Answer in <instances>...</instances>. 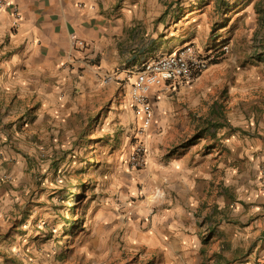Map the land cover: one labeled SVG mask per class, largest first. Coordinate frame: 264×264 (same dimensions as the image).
Returning <instances> with one entry per match:
<instances>
[{
    "label": "rangeland",
    "instance_id": "rangeland-1",
    "mask_svg": "<svg viewBox=\"0 0 264 264\" xmlns=\"http://www.w3.org/2000/svg\"><path fill=\"white\" fill-rule=\"evenodd\" d=\"M190 5L193 16L201 15L203 27L208 25L199 36L208 38L211 66L192 89L191 83L163 91L165 99L155 102L143 172L127 166L137 142L128 83L78 88L60 113L35 107L19 118L11 114L19 103L0 98V161H6L0 162V264L252 263L241 259L249 258L258 242L254 216L248 215L250 193L260 187L254 184L252 163L264 150V0H187L179 5L178 17ZM180 43L172 40L166 50ZM218 120L226 127L216 139L197 138ZM191 142L188 150L181 148ZM191 149L197 156L213 155V161L215 151L224 153L226 210L213 211L222 193L220 184L210 183L207 196L198 192L194 213L203 223L212 214L213 226L202 230L201 255H164L148 249L144 237L154 218L162 219L161 234L181 229L169 228L175 223L165 215L176 200L180 206L189 201L184 186L175 189L179 177L173 173L174 160ZM221 220L235 225L223 237L216 229ZM255 257L256 264L263 260L262 254Z\"/></svg>",
    "mask_w": 264,
    "mask_h": 264
},
{
    "label": "crops",
    "instance_id": "crops-1",
    "mask_svg": "<svg viewBox=\"0 0 264 264\" xmlns=\"http://www.w3.org/2000/svg\"><path fill=\"white\" fill-rule=\"evenodd\" d=\"M186 1L15 0L24 18L18 29H12L8 9L0 10V98L5 97L7 101L19 103V106L15 107L16 110L11 112L18 118L26 114L28 109L35 107L43 113L49 111L60 113L66 108L74 90L96 87V83H102V74H113L123 69H139L153 57L174 53L189 45L204 55L207 50H209L207 54L212 53L208 38L199 36L201 29L207 30L208 25L203 27L201 15L193 16L194 6L190 5L189 11L178 17L181 13L180 6ZM71 35L85 40L87 44L85 51L73 48L70 42ZM172 40H179L181 43L166 50V44ZM202 75L190 83L191 86L179 83L176 86L170 85L167 89H153L150 95L153 108L156 101L162 102L165 99L161 94L163 91L169 89L176 91L187 85L192 89ZM125 83L130 85L131 81L126 80ZM124 84L120 83L118 86ZM129 102L133 111L130 99ZM133 116L135 123L138 124L134 111ZM218 146L217 144L216 148ZM254 146L256 149H263V145ZM253 150L252 154L256 152ZM215 152L217 156L215 161L210 154L194 155L193 149L182 159L174 160L173 176L179 177L175 189L181 190L184 186L189 201L187 205L180 206L176 200L174 208L167 211L165 218L170 223V219L175 223V225L168 223L169 228L181 229L176 233L165 231L161 234L158 228L159 220L162 219H152L151 225L149 224V235L144 237L148 249L160 252L162 250L164 255L165 252L171 254L174 251L180 256H190V253L201 255L202 243L205 240L201 235L202 230L205 226L212 227L213 224L209 223L212 214L206 215L204 223L195 217L194 213L199 208L198 192L201 196H207L210 183L217 187L220 184L222 194L212 207L218 215L224 214L226 210L224 191L229 185L224 183L223 178L225 155L221 151ZM5 157L3 160H6ZM258 157L252 163V173L256 177L255 186L261 188L258 187V190H252L250 193L252 211L250 210L248 215L254 216L251 225L258 230L254 237L258 242L252 253H249V258L241 259L246 262L252 259V263L248 264H256V253L258 256L262 254L263 260H259V264H264V237L260 236L264 234V150ZM3 176V169L0 167V180H3ZM197 180H201L199 187L196 184ZM183 182L185 185H182ZM229 189H226V192H229ZM7 202L5 207L9 210L12 206L10 201ZM201 203L204 206L205 203ZM190 204L193 207L189 209ZM209 205H206L205 210H208ZM232 223L235 222L232 220ZM216 225L217 233L222 237L226 233V228L235 227L224 220L216 222ZM230 239L231 237L228 241ZM238 261L240 259L235 260V263Z\"/></svg>",
    "mask_w": 264,
    "mask_h": 264
},
{
    "label": "built area",
    "instance_id": "built-area-1",
    "mask_svg": "<svg viewBox=\"0 0 264 264\" xmlns=\"http://www.w3.org/2000/svg\"><path fill=\"white\" fill-rule=\"evenodd\" d=\"M8 9L12 29H18L23 21V14L15 0H0V10ZM71 45L81 52L85 51V40L76 35L70 37ZM228 51V48H224ZM212 58L200 53L189 45L177 52L153 57L139 69H123L115 73L102 74V84L131 81L130 101L136 118L137 128L134 138L137 141L127 158V166L132 172H141L147 168L149 148L147 133L154 121V108L150 102L153 89H167L179 83L190 84L209 70Z\"/></svg>",
    "mask_w": 264,
    "mask_h": 264
},
{
    "label": "trees",
    "instance_id": "trees-1",
    "mask_svg": "<svg viewBox=\"0 0 264 264\" xmlns=\"http://www.w3.org/2000/svg\"><path fill=\"white\" fill-rule=\"evenodd\" d=\"M261 61L264 62V58H261ZM214 64H216V63H214ZM213 115H215V112H213ZM225 127H226V125L220 123L219 120L216 121V122H211L210 121L208 127L204 131H202L203 135H199V137L197 136V138H202L205 135L206 136L209 135L210 138L216 139L217 138V134ZM192 145H193V143L191 142V143H188V144L182 146L181 148L184 149V148H186L188 146H192ZM74 196H76V195H74ZM70 211H73V208H70Z\"/></svg>",
    "mask_w": 264,
    "mask_h": 264
}]
</instances>
